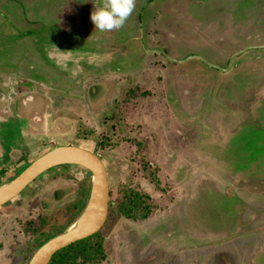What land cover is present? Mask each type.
<instances>
[{
  "label": "rangeland",
  "instance_id": "obj_1",
  "mask_svg": "<svg viewBox=\"0 0 264 264\" xmlns=\"http://www.w3.org/2000/svg\"><path fill=\"white\" fill-rule=\"evenodd\" d=\"M93 1L0 0L1 118L11 115L3 83L50 66L47 47L28 32L87 31L101 2ZM105 34L118 39L96 46L99 62L80 61L86 81L77 68L73 84L52 83L43 93L51 103L50 93L75 101L48 104L41 121L15 131L14 121L0 124V185L61 145L89 150L105 164V224L52 264H264V0H135L122 28ZM251 47L227 72L143 49L226 69L231 54ZM89 189L88 171L63 166L1 206L0 264H28L45 235L64 230L62 209L79 204L70 216L82 213ZM133 204L145 215H129Z\"/></svg>",
  "mask_w": 264,
  "mask_h": 264
},
{
  "label": "flooded vegetation",
  "instance_id": "obj_2",
  "mask_svg": "<svg viewBox=\"0 0 264 264\" xmlns=\"http://www.w3.org/2000/svg\"><path fill=\"white\" fill-rule=\"evenodd\" d=\"M96 1L97 0H94L93 3ZM85 3H87V2H85ZM142 11H143V9L141 10L140 15H141V19L143 20V17H142L143 12ZM36 22L37 21L34 22L35 25H36ZM30 24H32V23H30ZM147 25L145 26V30L150 31L151 29ZM55 30L56 31H52V32H49V31L43 32L38 37L36 35H34L32 32H28L29 35H31V36L33 35L32 38H34L36 40L38 39V42H39L38 45L40 44V46H41V44L43 43L42 46L47 47L46 57L48 58L47 60H48V64L50 66H48L45 63V64L41 65V67H36L39 71L33 70L31 72V75L29 76V78L25 81L20 79L23 77L20 76L19 73H13L12 79L8 80L9 84L7 82H5L2 85V89L7 88L6 91H8L10 94V96L7 97V103H8V107H10V105H11V109L9 108L11 110L10 111L11 115H9V118L5 117V115H3L2 118L0 117V124L3 123L6 125L7 124L10 125L11 122L14 121V122H12L13 124H11L14 131H15L16 127L17 128L19 127L20 123H22L21 126H23V127L28 126L30 123H28L27 120L28 121L29 120L36 121L38 119L36 122L41 121L42 117H45L43 115V111H45V109L48 107V104H52V105H54V107L60 109L59 107L61 105L64 107V105L67 103L66 100L75 101L74 100L75 98L72 96L71 93H68L65 95H62V93L61 94L57 93L56 96L53 93H50L51 96H53V98H54V103L53 102L51 103L49 98H46L45 96H43V93L46 91V89L51 90L50 88L55 87L52 83L60 84V82L63 81L65 83L70 82L71 84H73L75 79L77 78V77L74 78V76L78 75L79 73L80 74H79V77L77 79H79L80 82L86 81L88 79V77H90L88 74L89 72H87V70L84 68L86 66V64H81L82 62H80V61L88 60V65H90L93 62H96V63L99 62V59L101 58L102 55L101 54L97 55L94 53L96 46H98L101 49V47H104L107 44V41H105V40L114 39L116 41V39H118L117 37L111 38L113 35L112 36L107 35V34H105L106 32H100V31L95 30L94 26L91 28H88L87 31H85L84 29H82V30L77 29L76 32H70L69 30H66V29H63V30L55 29ZM130 39L131 40L129 42L134 43L133 38H130ZM77 42H82V43L79 44ZM143 42H145V39L143 40ZM91 44H94V47L90 46ZM114 45L117 46V44H115V43H114ZM107 47H104V49ZM132 48L133 47H131V49ZM143 49H145V48H143ZM242 50H244V49H242ZM242 50H240V51H242ZM240 51H237V52L231 54L228 57L227 61H229L232 56H234L236 53H238ZM159 56L163 57L162 55H159ZM11 57H12L11 52H8V51L5 52L4 58L11 59ZM87 58H91V59H87ZM239 60H240L239 57H236L233 61L237 62ZM110 61L112 62V60H110ZM110 61L108 62L109 65L112 64ZM96 63H94L95 66H97ZM91 65H93V64H91ZM232 65L233 64H231L230 69L233 67L234 68L236 67L235 66L236 63H234L233 67H232ZM51 66L53 68H50ZM76 71L78 74H75ZM48 72H50L51 75L55 78V82L53 79H50ZM57 84H56V87H57ZM21 87L24 89L23 92L24 93L26 92V96L22 95V97H20L19 96L20 93L19 94L17 93V91ZM69 89H71V87H69ZM39 90H41V91H39ZM58 100H61V103L55 102ZM20 107L24 111H27L26 114L18 113V110H20ZM44 114H46V113L44 112ZM18 116H22V118H17ZM31 116H33V118L29 119ZM13 117H14V120H12ZM15 117L17 119H15ZM21 128L22 127H20V129ZM26 130L29 131V129H26ZM10 147H11V145H10ZM102 163H103V165H105L103 161H102ZM106 178H107V175H106ZM108 190H109V186H108ZM78 205L79 204L74 205V206H78ZM71 209H68V210L62 209L60 212L61 215H64V216L62 217L61 220H57V222L60 223L62 221L65 223V224L64 223L58 224V226L64 227V230H62V232H64L76 220V219L72 220V217L74 215L72 217L70 216ZM67 219H69V220H67ZM62 232H55L57 234H55L52 237H50V235L44 234L46 237V240L43 242V244L46 241H48L49 239L55 237L56 235L61 234ZM41 245L42 244L38 245L37 249ZM53 257H52V259H53ZM52 259L50 260V262L48 264L53 263L54 260L52 261Z\"/></svg>",
  "mask_w": 264,
  "mask_h": 264
},
{
  "label": "water",
  "instance_id": "obj_3",
  "mask_svg": "<svg viewBox=\"0 0 264 264\" xmlns=\"http://www.w3.org/2000/svg\"><path fill=\"white\" fill-rule=\"evenodd\" d=\"M249 49L252 48L244 49L232 56L226 69H219L217 66L197 56L178 61L168 56L162 50H149L145 48V52L152 55H162L169 62L177 64H183L192 59L200 60L209 68H213L220 72H227L231 67L232 61ZM63 166H79L89 172L90 189L88 200L84 210L74 222L81 218L86 212H92V217L84 229L71 232L69 226L61 234L46 241L35 251L28 264H48L57 252L93 236L105 224L108 214L109 196L105 167L97 155L89 150L72 145L57 146L42 153L16 177L7 182V185H5L6 183L0 185V207L16 198L27 186L47 171Z\"/></svg>",
  "mask_w": 264,
  "mask_h": 264
},
{
  "label": "clouds",
  "instance_id": "obj_4",
  "mask_svg": "<svg viewBox=\"0 0 264 264\" xmlns=\"http://www.w3.org/2000/svg\"><path fill=\"white\" fill-rule=\"evenodd\" d=\"M134 7L135 0H101L99 4H94L90 21L97 31H116L122 28Z\"/></svg>",
  "mask_w": 264,
  "mask_h": 264
},
{
  "label": "bare ground",
  "instance_id": "obj_5",
  "mask_svg": "<svg viewBox=\"0 0 264 264\" xmlns=\"http://www.w3.org/2000/svg\"><path fill=\"white\" fill-rule=\"evenodd\" d=\"M8 183H6L5 185H7ZM92 217V212H86L84 215L81 216V218H79L76 222H73L70 225V231H80L82 229L85 228V226L88 224L89 220Z\"/></svg>",
  "mask_w": 264,
  "mask_h": 264
},
{
  "label": "trees",
  "instance_id": "obj_6",
  "mask_svg": "<svg viewBox=\"0 0 264 264\" xmlns=\"http://www.w3.org/2000/svg\"><path fill=\"white\" fill-rule=\"evenodd\" d=\"M106 127H109V128L111 127V129H113L111 125H108V126H106ZM134 206H135V205L133 204V205H131V207H129V210H128L129 215H133V216H135V214H136V215L140 214V217H142L143 215H145L144 211H142L140 208H136V207H134ZM74 207H75V208H72V210L75 212V211L77 210V206H74ZM141 213H143V215H141ZM77 217H78V215L75 214L72 220H75ZM86 240H87V239H84V241H83V240H81V241L85 242ZM79 242H80V241H79ZM80 243H81V242H80ZM70 246H72V245H70ZM70 246H68L67 248H65V249H63V250H61V251H59V252H57V253L54 255L52 261L57 257V255H58L60 252H62V251H64V250L68 249Z\"/></svg>",
  "mask_w": 264,
  "mask_h": 264
},
{
  "label": "crops",
  "instance_id": "obj_7",
  "mask_svg": "<svg viewBox=\"0 0 264 264\" xmlns=\"http://www.w3.org/2000/svg\"><path fill=\"white\" fill-rule=\"evenodd\" d=\"M44 115V114H43ZM44 118V117H43ZM30 134L32 133V137H35V136H38V135H40L41 133V131L40 130H32V129H29V131H28ZM34 132H38V133H36V134H34ZM47 135V134H46ZM36 138V137H35ZM1 140V139H0ZM8 144V143H7ZM10 147V146H9ZM8 151V150H7Z\"/></svg>",
  "mask_w": 264,
  "mask_h": 264
}]
</instances>
